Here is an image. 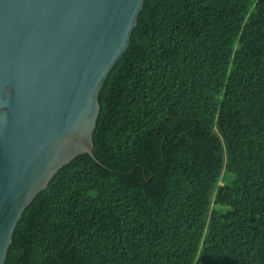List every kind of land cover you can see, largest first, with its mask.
Here are the masks:
<instances>
[{"label":"trees","instance_id":"obj_1","mask_svg":"<svg viewBox=\"0 0 264 264\" xmlns=\"http://www.w3.org/2000/svg\"><path fill=\"white\" fill-rule=\"evenodd\" d=\"M99 102L5 264H264V0H145Z\"/></svg>","mask_w":264,"mask_h":264},{"label":"water","instance_id":"obj_2","mask_svg":"<svg viewBox=\"0 0 264 264\" xmlns=\"http://www.w3.org/2000/svg\"><path fill=\"white\" fill-rule=\"evenodd\" d=\"M144 2L0 0V264L37 194L95 157L100 91Z\"/></svg>","mask_w":264,"mask_h":264}]
</instances>
